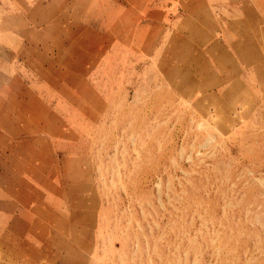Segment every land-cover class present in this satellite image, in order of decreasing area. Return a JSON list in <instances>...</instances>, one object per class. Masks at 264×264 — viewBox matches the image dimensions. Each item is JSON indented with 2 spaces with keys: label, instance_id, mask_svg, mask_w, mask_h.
I'll use <instances>...</instances> for the list:
<instances>
[{
  "label": "rangeland",
  "instance_id": "rangeland-1",
  "mask_svg": "<svg viewBox=\"0 0 264 264\" xmlns=\"http://www.w3.org/2000/svg\"><path fill=\"white\" fill-rule=\"evenodd\" d=\"M0 264H264V0H0Z\"/></svg>",
  "mask_w": 264,
  "mask_h": 264
},
{
  "label": "bare ground",
  "instance_id": "bare-ground-1",
  "mask_svg": "<svg viewBox=\"0 0 264 264\" xmlns=\"http://www.w3.org/2000/svg\"><path fill=\"white\" fill-rule=\"evenodd\" d=\"M256 4V3H255ZM245 55V54H244ZM71 255V254H70Z\"/></svg>",
  "mask_w": 264,
  "mask_h": 264
}]
</instances>
